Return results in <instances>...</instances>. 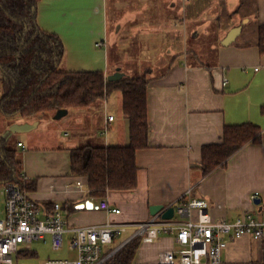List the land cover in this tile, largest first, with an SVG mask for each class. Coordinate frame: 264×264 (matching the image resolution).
Masks as SVG:
<instances>
[{"label":"crops","instance_id":"crops-1","mask_svg":"<svg viewBox=\"0 0 264 264\" xmlns=\"http://www.w3.org/2000/svg\"><path fill=\"white\" fill-rule=\"evenodd\" d=\"M210 3L220 6L206 15L204 8ZM37 6L40 27L60 35L64 42L60 70H99L112 80L149 70L152 78L147 88L151 135L149 146L136 154L138 185L106 196L110 206L121 208L119 213L73 207L100 197L91 194L87 176L71 173L70 163L73 147L129 143L121 90L81 111L68 108L60 117L66 118L64 127L73 115L82 121H76L75 133L67 130L66 137L60 133L61 126L44 118L48 115L30 121L0 114V133L7 139L17 136L23 171L37 179L36 189L28 193L42 208L59 201L68 227L108 220L139 222L153 216L151 204L168 206L198 198L209 203L214 219L233 220L245 212L264 218V53L257 44L258 27L264 24V0H39ZM240 24L243 39L222 44L229 29ZM208 35L209 42L200 40ZM209 53L214 56H203ZM137 63L141 72H135ZM4 92L0 73V97ZM110 114L114 117L108 120ZM25 122L38 126L22 132L10 129L14 123ZM242 122L258 124L261 139L246 142L225 165L204 173L203 145L221 142L225 124ZM41 125L47 131L54 127L49 139L54 143L41 142L42 131H37ZM126 202L135 209L126 212L121 206ZM191 217L197 219L196 209ZM133 231L129 226L113 246ZM65 236L69 242L71 232ZM49 240L47 235L42 241ZM173 245V234L163 235L156 243L139 241L133 264H156L159 250ZM227 246L226 264H264V241L244 235L229 240Z\"/></svg>","mask_w":264,"mask_h":264},{"label":"trees","instance_id":"trees-1","mask_svg":"<svg viewBox=\"0 0 264 264\" xmlns=\"http://www.w3.org/2000/svg\"><path fill=\"white\" fill-rule=\"evenodd\" d=\"M39 0H0V73L5 92L0 97V114L5 117L48 115L58 109L93 105L113 90L123 93V113L128 119L130 141L125 145L85 143L71 148V173L87 176L92 195L106 197L112 190L138 185L136 154L149 146L147 118L149 70L136 76L108 79L103 71H62L65 46L60 35L40 27ZM257 44L264 53V24ZM221 142L203 145L204 173L219 165L248 141L260 140V126L252 122L225 124ZM0 136V183L16 182L25 192L36 189L37 179L26 175L17 149ZM50 206V204H49ZM139 240L122 247L106 264H133ZM27 253V252H26ZM35 254V252H30Z\"/></svg>","mask_w":264,"mask_h":264},{"label":"built area","instance_id":"built-area-1","mask_svg":"<svg viewBox=\"0 0 264 264\" xmlns=\"http://www.w3.org/2000/svg\"><path fill=\"white\" fill-rule=\"evenodd\" d=\"M227 82V78H225ZM114 115L110 114L108 120ZM21 144V142H20ZM81 184V182H78ZM4 196V209L0 212V264H13L14 255L26 253L35 240H47L51 236L53 248L65 244V234L71 232L69 247L75 258H47L44 264H106L128 242L138 239L140 243H156L163 235H174L176 245L162 247L156 264H226L223 253L229 240L251 235L264 241V218L245 212L233 220L214 219L208 212L204 199L179 200L174 203V214L163 218L164 209L139 222L105 221L68 227L59 201L42 208L28 192L16 182L0 183V196ZM258 193L253 195L256 199ZM76 209L121 212L118 206H110L107 197H100ZM196 209L198 217H191ZM129 226L134 231L117 246L110 247L114 239ZM230 264V263H229Z\"/></svg>","mask_w":264,"mask_h":264},{"label":"rangeland","instance_id":"rangeland-1","mask_svg":"<svg viewBox=\"0 0 264 264\" xmlns=\"http://www.w3.org/2000/svg\"><path fill=\"white\" fill-rule=\"evenodd\" d=\"M214 5H215L214 3H210V4L206 5L205 8H204L205 9L204 14L207 15L208 13L211 12L212 9L218 8L220 6V4L219 5H216V6H214ZM225 6L226 5L222 4V8H225ZM224 13H225L224 10H222V14H224ZM244 20H241V22L244 21ZM210 25L211 26L212 25L214 26V23H211ZM200 38H201L200 40H204L205 42H209V40L211 39L209 37V35H208L207 38H204V36H201ZM242 39H243V35L240 34V35H238L236 41H240ZM134 55H136V53H134ZM203 56L205 58L209 59V58H212L214 56V53L203 54ZM134 66L136 67L135 72H138V71L141 72V67H140V65L138 63L137 64H134ZM143 73H145V71ZM143 73H141V74H143ZM105 99H103V101ZM83 107H87V106L75 107V108H71V109L75 110V112H76L78 110L81 111ZM76 109H78V110H76ZM52 113H54V112H52ZM56 113H57V111L52 116H50L51 114H48V116H46L44 118H48L49 117V119L53 120V123H56L57 126L58 125L61 126L60 127V131H61L60 133L63 134V135L65 134V132L67 130L69 132L71 131L72 133H75V129H74L75 128V122L76 121L77 122H81L82 120H79L78 121L76 119V116L73 115L74 116V119L69 120V123H67V126L64 127L62 125V123H65L64 121H65L66 118L65 117L64 118L63 117L60 118L61 116L58 117V118H56L55 117ZM41 116H42V114H38V115L25 116L23 118L24 119H29L31 121V119L36 120L38 118H41ZM6 121L9 122V120H6ZM38 128H37L38 129L37 131H42L41 134H40V136L42 138L41 139V142L44 143V145H48L50 143H54V141L51 142L49 140L51 138L52 134L54 133L53 132L54 131V127L53 128H50V129H52L50 131L43 130L42 125H41V127H38ZM57 129H58V127H57ZM0 135H3L4 136L5 133H0ZM13 135L14 136H10L8 138L9 139L8 140V145L9 146H12V147H15L17 149V152L21 153L22 152V149L18 148V145H17V139H16L17 136H15V134H13ZM28 141L29 140H27L26 142H28ZM31 143L32 142H29V144H31ZM33 143H34V141H33ZM4 204H5V198H4V196L1 195L0 196V212L3 211ZM121 206H123V208H124V210L126 212H127L128 209L130 210L131 207L133 209H135V206L134 205H131V207H130V205H129L128 202H126L125 204H121ZM141 212H142V210H141ZM141 212H140V214H141ZM130 213L135 214L134 212H130ZM122 238H124V235L119 240H121ZM119 240L115 241L110 246L116 245V243H118ZM32 251L35 252V254H31L30 252H32ZM118 252H119V250L117 251V253ZM49 257H51V258H56V257H61V258H75L76 257V253L74 252V250H72L71 247H69L68 236H66V242H65L64 246L61 247V248H59V249H56V250L53 248L52 243H51L50 240H49V242H44L42 240L41 241L40 240L33 241V243L31 244V247H30V249H29V251L27 253H21V254H15L14 255V263L13 264H44V260L47 259V258H49Z\"/></svg>","mask_w":264,"mask_h":264},{"label":"water","instance_id":"water-1","mask_svg":"<svg viewBox=\"0 0 264 264\" xmlns=\"http://www.w3.org/2000/svg\"><path fill=\"white\" fill-rule=\"evenodd\" d=\"M241 28H242V24L237 25L235 27H232L231 29H229L228 33L226 34V36L223 38L222 40V44H230L231 42H233L237 36L241 33ZM117 76H112L110 75V78H116ZM119 77V76H118ZM68 111L67 109H58L57 113H56V117H60L63 114H66ZM38 123H14L11 125L10 129L14 132H22V131H27L29 129H32L34 127H37ZM259 200H257L258 202ZM84 202L81 203V205L83 206ZM165 204L162 203H155V204H151L150 206V214L151 215H155L157 212H159L160 210L165 208ZM174 205L171 204L167 209H165L162 212V217L163 218H170L173 214H174Z\"/></svg>","mask_w":264,"mask_h":264},{"label":"bare ground","instance_id":"bare-ground-1","mask_svg":"<svg viewBox=\"0 0 264 264\" xmlns=\"http://www.w3.org/2000/svg\"><path fill=\"white\" fill-rule=\"evenodd\" d=\"M79 204H81V203H79ZM85 204H86V202H84V206H85ZM81 207H82V205H81Z\"/></svg>","mask_w":264,"mask_h":264}]
</instances>
